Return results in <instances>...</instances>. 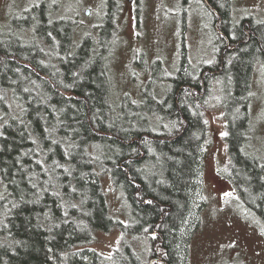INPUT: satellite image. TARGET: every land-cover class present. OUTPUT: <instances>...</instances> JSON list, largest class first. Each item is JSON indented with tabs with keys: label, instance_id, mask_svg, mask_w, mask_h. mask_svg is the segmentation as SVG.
<instances>
[{
	"label": "trees",
	"instance_id": "trees-1",
	"mask_svg": "<svg viewBox=\"0 0 264 264\" xmlns=\"http://www.w3.org/2000/svg\"><path fill=\"white\" fill-rule=\"evenodd\" d=\"M210 1L220 10L223 34L236 48L224 50L220 73L205 74L200 98L217 75L224 76L227 91V79L236 76L225 110L234 161L228 174L246 205L264 217V169L244 149L252 71L256 61L264 65V20L245 17L233 27L227 1ZM122 4L106 0L95 37L86 34L76 40L74 18L53 17L46 1L26 8L11 19L10 28L0 29V175L5 186L0 197V264H141L128 242L112 260L77 250L92 242L96 231L116 225L152 236L153 252L160 248V264H186L178 245L204 153L206 122L192 97L202 88L196 78L203 73L185 81L181 70L163 99L148 86L144 101L115 104L108 59ZM207 68L214 69L209 65L203 70ZM126 103L173 126L159 132L145 117L144 127L125 130L120 115ZM105 141L119 149L113 159L98 155V145ZM154 148L164 160L165 178L159 184L146 175ZM96 161L125 191L135 224L111 216ZM245 187L262 196L257 204L244 194Z\"/></svg>",
	"mask_w": 264,
	"mask_h": 264
},
{
	"label": "rangeland",
	"instance_id": "rangeland-1",
	"mask_svg": "<svg viewBox=\"0 0 264 264\" xmlns=\"http://www.w3.org/2000/svg\"><path fill=\"white\" fill-rule=\"evenodd\" d=\"M41 1H46L53 17L74 18L76 40L86 34L95 37L103 23L106 0H0V29L10 28L14 16H21L22 11ZM225 1L233 27L245 17L264 20V0ZM121 9L120 16L114 19L113 43L108 59L115 104L126 100L132 103L144 101L143 93L148 86L158 98L163 99L167 95L171 80L156 79L147 83L150 78L148 69L159 66V70H167L175 76L182 65L184 68L188 64L197 74L205 66L220 67L222 39L214 26L216 16L203 0H123ZM183 55L188 61L181 64ZM222 77L219 74L210 80L204 99L200 98L202 90L192 96L206 122L204 153L198 186L192 193V208L180 231L179 253L186 264H264V217L246 205L228 174L234 161L227 140L226 112L231 100L227 96L236 76L226 81L230 84V91L227 87L224 90L225 78ZM148 112L127 104L120 115L123 129L144 127L150 119L159 132L170 128L171 121ZM145 117L148 121L144 120ZM246 133L244 149L256 157L264 169V65L259 60L252 71ZM105 142L98 145V155L104 160L113 159L119 149L109 141ZM153 152L154 157L146 162V175L151 182L159 184L165 178L164 160L156 148ZM96 164L111 216L125 225L135 224L137 219L125 191L114 184L110 173L103 170L97 161ZM4 189L0 175V197ZM244 194L255 204L262 197L247 187ZM151 238L147 234H132L116 225L108 230L96 231L94 240L77 247V250L84 251L88 257L100 253L112 260L116 250L120 251L123 243L128 242L141 264H160L157 256L160 248L153 252L155 246ZM114 264L123 262L118 260Z\"/></svg>",
	"mask_w": 264,
	"mask_h": 264
},
{
	"label": "flooded vegetation",
	"instance_id": "flooded-vegetation-1",
	"mask_svg": "<svg viewBox=\"0 0 264 264\" xmlns=\"http://www.w3.org/2000/svg\"><path fill=\"white\" fill-rule=\"evenodd\" d=\"M185 1V0H184ZM204 1V3H205V5H206V7L207 8H209L212 12H213V14L216 16V18H215V21H214V26H215V29H216V31H217V34H219V36H222L223 35V37L221 38L222 39V45L224 46V48L225 49H222V45L220 44V49H219V52H220V67H218V68H214V69H209V68H207V69H205L206 71H204L203 70V68L199 71V73H203V75H201L199 78L197 77L196 78V82L197 83H200L201 85H202V88H201V90L202 89H204V83L206 82V79H205V74L206 73H210V74H212V75H216V74H218V73H220L221 72V68L223 67V65H224V62H223V57L225 58V52H224V50H226V49H230V50H234L235 48H236V45L234 44V43H232L231 42V40L227 37V35H225V34H223L224 32H223V30L220 28V22H221V20H222V17L220 16L221 15V13H220V10L217 8V7H215L212 3H211V1L210 0H203ZM106 11H107V7H106ZM106 11H105V14H106ZM87 12V11H86ZM105 14H104V16H105ZM103 21H104V18H103ZM218 21H220V22H218ZM102 25V24H101ZM100 25V26H101ZM115 26V25H114ZM113 29H114V27H113ZM98 32H99V30H98ZM97 32V33H98ZM112 32V31H111ZM113 33V32H112ZM223 38L225 39V43L223 42ZM184 61H188L187 60V58L183 55L182 56V58H181V60H180V62H181V64L184 62ZM216 67V66H215ZM181 70H182V73H185L186 75L184 76V80L185 81H188V80H190L191 79V77H192V75H193V72H192V70L189 68V66H188V64L183 68V65H182V68H181ZM180 70V71H181ZM179 71V72H180ZM199 73H198V75H199ZM147 74H148V77H150L149 79H148V81H147V83L148 82H154V80H156V79H165V78H169L170 80H171V82L170 83H172V79H173V74H170L169 72H167V70L166 71H164V70H159V66H157L156 67V69L154 68L153 70L151 69H148V71H147ZM195 74H197V73H195ZM146 78H147V76H146ZM210 80V78L208 79V81ZM195 92L197 93V94H199L200 93V91L198 90V89H196L195 90ZM203 94V93H202ZM201 94V95H202Z\"/></svg>",
	"mask_w": 264,
	"mask_h": 264
},
{
	"label": "water",
	"instance_id": "water-1",
	"mask_svg": "<svg viewBox=\"0 0 264 264\" xmlns=\"http://www.w3.org/2000/svg\"><path fill=\"white\" fill-rule=\"evenodd\" d=\"M88 11V10H87Z\"/></svg>",
	"mask_w": 264,
	"mask_h": 264
}]
</instances>
